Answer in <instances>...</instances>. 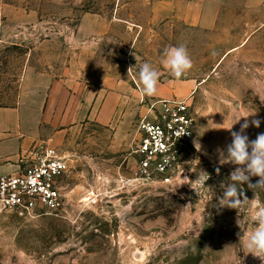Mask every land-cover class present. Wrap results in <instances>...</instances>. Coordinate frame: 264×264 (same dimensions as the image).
Here are the masks:
<instances>
[{
	"label": "rangeland",
	"instance_id": "374dc122",
	"mask_svg": "<svg viewBox=\"0 0 264 264\" xmlns=\"http://www.w3.org/2000/svg\"><path fill=\"white\" fill-rule=\"evenodd\" d=\"M151 2L0 0V106L17 104L28 73L61 83L58 150L69 167L64 210L28 216L0 205V264H262L243 244L264 190L237 184L249 199L237 209L219 200L235 168L220 162L231 131L247 120L250 140L264 133V6L231 0L217 29L204 31L152 25ZM86 17L96 35H79ZM180 45L193 67L176 78L161 54ZM145 62L159 72L151 97L138 82ZM169 99L191 103L194 140L170 184L138 179L139 121Z\"/></svg>",
	"mask_w": 264,
	"mask_h": 264
},
{
	"label": "built area",
	"instance_id": "2783aa9c",
	"mask_svg": "<svg viewBox=\"0 0 264 264\" xmlns=\"http://www.w3.org/2000/svg\"><path fill=\"white\" fill-rule=\"evenodd\" d=\"M189 100H158L139 121L135 174L138 179L160 177L170 184L181 167L184 149L194 140L196 119ZM66 157L46 148L25 168L0 177V205L21 215L62 211L65 196L60 181L68 173Z\"/></svg>",
	"mask_w": 264,
	"mask_h": 264
},
{
	"label": "crops",
	"instance_id": "0c3cea01",
	"mask_svg": "<svg viewBox=\"0 0 264 264\" xmlns=\"http://www.w3.org/2000/svg\"><path fill=\"white\" fill-rule=\"evenodd\" d=\"M231 0H152V25L183 26L204 31L217 29L220 20L230 14ZM244 7L261 8L264 0H244ZM89 18V17H88ZM84 18L78 33L96 35L98 25H88ZM102 32H110L111 24H103ZM28 73L19 100L14 106H0V177L10 175L30 165L46 148L58 149L65 140L61 98L62 84L56 85L45 75L39 83ZM34 80V81H33Z\"/></svg>",
	"mask_w": 264,
	"mask_h": 264
},
{
	"label": "clouds",
	"instance_id": "9594fccd",
	"mask_svg": "<svg viewBox=\"0 0 264 264\" xmlns=\"http://www.w3.org/2000/svg\"><path fill=\"white\" fill-rule=\"evenodd\" d=\"M161 55L164 67L176 78H180L193 67L188 51L183 45L166 47ZM213 55H215L214 52ZM158 80L159 72L149 63H143L140 67L138 81L142 94L149 97L154 96L157 92ZM252 124L258 128L260 121L253 120ZM248 127L249 123L245 120L239 131H231L232 141L227 145L226 156L221 152L220 162L231 163L235 166L229 176L232 183L226 186L219 200L221 207L237 209L249 200L247 197L241 198L243 193L237 184H247L254 193L256 190H264V133L258 134L255 140H250L245 134ZM252 177L259 178L255 184L251 183ZM252 219L256 227L252 232L245 234L243 248L246 255L251 254L264 264V206H255Z\"/></svg>",
	"mask_w": 264,
	"mask_h": 264
},
{
	"label": "bare ground",
	"instance_id": "6f19581e",
	"mask_svg": "<svg viewBox=\"0 0 264 264\" xmlns=\"http://www.w3.org/2000/svg\"><path fill=\"white\" fill-rule=\"evenodd\" d=\"M91 199V198H90ZM88 200V199H87Z\"/></svg>",
	"mask_w": 264,
	"mask_h": 264
}]
</instances>
